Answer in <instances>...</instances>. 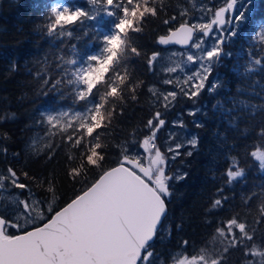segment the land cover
<instances>
[{"label":"trees","instance_id":"trees-1","mask_svg":"<svg viewBox=\"0 0 264 264\" xmlns=\"http://www.w3.org/2000/svg\"><path fill=\"white\" fill-rule=\"evenodd\" d=\"M192 2L157 0V7H163V10L155 18L148 17L141 32L129 35V44L138 47L142 55L130 56L126 68L121 70L129 72L134 83L143 82L137 90V100L133 102L130 96L123 101L108 97L104 102L99 99L106 91L103 84L97 86L96 94L88 100H78L82 85L72 73L75 67L84 64L89 54L102 50V36L114 29L113 18L102 15L95 22L69 26L63 36H48L45 25L49 22L53 5L90 7L86 0H0L1 175L7 174L8 167L16 170L18 175L28 171L42 179L55 174L59 194L66 193L65 199L70 197L72 183L64 175V162L67 156L78 157L82 149L69 145L66 137L76 135L73 130L81 119L76 114L86 116L97 102L105 103L102 113L106 131L101 132L104 144H120L131 152H141L140 144L149 134L146 122L156 111L162 112L166 120L155 141L160 149L164 148L165 137L173 129L170 122L178 117L187 133L197 138L196 147L185 145L180 149L181 155L169 162L170 174L186 175V178L171 183L168 215L153 241L156 264H175L177 258L195 254L205 246L218 252L226 241L219 237L213 239L215 229L222 220L234 215L256 230L254 243L264 246V223H257L260 206L264 203V170L259 169L258 162L247 155L253 146L264 144V140L256 135L257 129L264 125V110L259 108L264 104V89L260 87L264 84V71H245L257 67L250 63L249 53L264 57L259 41L252 35L264 27V0H255L254 23L246 24L240 34L224 46L226 52L232 53V58H225L223 66L215 69L210 78L213 80L219 76L223 86L212 94L205 90L195 104L178 90L174 106L165 110L159 90L172 85L161 82L163 74L157 72L156 64L154 70L149 71L147 57L153 52L164 51L156 43L159 35L167 31V26L162 23L164 19L173 15L179 17V13L185 10L188 14L184 19L188 22L196 19L198 10ZM69 31L72 33L70 36L67 34ZM70 60H76L77 65L67 63ZM48 77L53 80L63 78L64 82L55 89L45 88L42 80ZM69 77L73 83L67 82ZM149 87L153 92L148 91ZM232 98L236 99V104L232 103ZM240 100L249 106H241ZM251 105L257 106L255 112ZM193 108L202 110L196 116H189L187 110ZM57 112L67 115H59L55 126L48 125V114ZM194 121H199L201 126L196 127ZM88 142L89 138L85 137L82 143ZM169 143H175V139H170ZM49 144L54 145V151L58 153L51 161L45 155ZM5 148L6 153L3 151ZM188 151L193 154L188 156ZM237 154L245 175L229 184L223 173L229 166V158ZM116 155L117 149L113 147L109 160L115 159ZM31 186L35 197L43 200L42 189L37 184ZM220 188L222 193L217 192ZM13 195L21 200L28 194L5 182L0 192V215L12 218L14 209L10 207V197ZM223 196L227 197L223 208L212 209L213 200ZM62 203L63 200L53 201L49 197L44 207L51 205L55 208ZM183 240L191 242L187 253L182 252ZM248 259L252 258H245L241 250H232L228 264H248ZM254 259L259 262L261 258L257 256Z\"/></svg>","mask_w":264,"mask_h":264},{"label":"snow or ice","instance_id":"snow-or-ice-1","mask_svg":"<svg viewBox=\"0 0 264 264\" xmlns=\"http://www.w3.org/2000/svg\"><path fill=\"white\" fill-rule=\"evenodd\" d=\"M86 3L90 7L53 5L49 22L45 25L48 36H63L69 26L95 22L102 15L115 21L114 29L102 36V50L97 54H89L84 64L74 68L72 76L82 85L77 98L80 101L88 100L96 94L94 90L97 86L103 84L106 91L99 97L100 101L106 102L108 97L123 101L126 96H130L135 102L138 98L137 90L143 82L134 83L130 73L121 70L126 68L130 56L140 57L142 52L129 44V35L141 32L147 18L157 17L163 7H157V0H86ZM255 9V0H223L210 22L189 23L184 19L188 14L186 10L180 12L179 17L173 15L164 19L162 23L167 26V31L159 35L156 43L161 46H181L186 51L173 52L172 55L185 57V66H191L193 70L185 72L181 64L168 67L165 69L167 73H176L179 68L184 72V77H177L175 81L164 79L162 83L175 84L179 93L194 104L205 90L210 94L216 93L223 86L220 77L214 80L209 77L215 69L223 66L225 58H232V53L226 52L224 46L231 43L246 24L254 23ZM67 34L70 36L72 33L69 31ZM252 35L259 41L260 51L264 52V27ZM160 57L159 52H153L147 57L149 71L154 70ZM249 57L250 63L257 67L246 69L247 73L264 71V57L252 53H249ZM67 63L77 65L76 60ZM63 82V78L53 80L48 77L42 80L45 88L53 89ZM67 82L73 83L72 78L69 77ZM260 87L264 89V84ZM148 91L153 92V88L149 87ZM177 97L178 92L175 90L163 95L165 110L174 106ZM232 103L236 104L235 98H232ZM239 104L249 106L243 100ZM251 107L254 112L257 110L256 105ZM103 108L105 103L97 102L86 116L77 113L76 116L81 119L78 127L73 130L76 135L69 134L66 137L69 145L82 149L78 157L67 156L64 162V175L72 183L70 197L65 199L66 193L59 194L55 174L51 178L42 179L28 171L18 175L16 170L8 167L7 174L0 175V189L7 182L10 187L28 194L25 199L18 201L22 205L23 223L19 216L13 219L0 215V264H156L153 241L168 215L171 183L186 178V175H170L167 169L169 161H175L181 155L180 149L184 145L168 144L166 151L171 154L170 157L161 151L155 141L166 120L162 118V112L156 111L146 122L145 128L149 134L140 144V148L149 153L145 165L139 153L131 152L120 144L101 142V132L106 131ZM259 108L264 110V104ZM201 110L188 109L187 114L196 116ZM66 115L61 113V116ZM47 123L55 126L58 117L49 115ZM172 123L174 127H184L182 120ZM194 123L196 127L201 126L199 121ZM256 135L264 140V125L257 129ZM85 137L89 138L87 144L82 143ZM187 144L194 148L198 140L194 137ZM113 147L117 149V155L115 159L109 160ZM47 148L45 155L51 161L58 153L54 151V145L49 144ZM3 151L6 153L7 149ZM186 154L191 156L193 153L188 151ZM238 155L229 158V166L223 173L229 184L245 175ZM247 155L258 162L259 169L264 170V144L253 146ZM32 184L42 189L43 200L35 198ZM217 192L222 193L223 189H217ZM49 197L53 201L63 200L62 205L55 208L49 205L45 208V201ZM226 200V196L215 198L211 208H223ZM38 206L39 211L33 215ZM257 223H264V203L260 206ZM215 234L213 239L219 237L226 241L221 250L213 252L205 246L196 250L195 254L177 258L176 264H228L232 250H241L245 258H252L248 259V264H264V246L254 243L256 230L238 215L222 220ZM190 243L188 240L181 241L183 253L188 252ZM257 256L261 258L259 262L254 259Z\"/></svg>","mask_w":264,"mask_h":264},{"label":"rangeland","instance_id":"rangeland-1","mask_svg":"<svg viewBox=\"0 0 264 264\" xmlns=\"http://www.w3.org/2000/svg\"><path fill=\"white\" fill-rule=\"evenodd\" d=\"M57 3H59V1H57ZM192 4L198 10L197 17H196V19L194 21L210 22L211 19L213 18L214 11L218 7L222 6L223 0H211L210 2L204 1V0H193ZM209 8H211L212 11H206V9H209ZM197 34H198L197 36H199V33H197ZM189 50H191V49H189ZM185 51L186 50H179L178 48H175V47L164 49L163 53H161V57L156 62L157 72L163 74V76L161 78V82L164 79H173L175 81L177 77H180L181 79H183V77H184V72H181V70L179 68L177 69L176 73H172V74L167 73L165 71V69L168 68V67H174V66H176V64H181V66L184 67L185 72H191L193 70V67L185 66V64H184L185 57L180 56V55H175V56L172 55L173 52L181 53V52H185ZM192 51H195V50H192ZM210 78H211V76L209 77V79ZM155 86H156V88L158 90L159 89L158 86L157 85H155ZM170 90H175V91L178 92L179 88L176 87L175 84H173L170 87H166V88H163L162 90H159L161 92L163 106H164L163 95L166 94V92L170 91ZM49 115L58 117L59 115H61V113L60 112L50 113V114H48V116ZM173 121H180V118L178 117L176 119H173L170 122V125H173V123H172ZM159 131H158V133H159ZM170 137L172 139H175V143H181V144H183L185 146V145H188L187 141L192 139V138H194L195 136L191 135V134H188L187 133V128L185 126L183 128L174 127L173 126V129L169 131V135L167 137H165V144H164L165 146H164V148L161 149V151L164 152L169 157H170L171 154H168L167 151H166L167 145L168 144H173L174 145V143H169V141H170L169 138ZM138 153L144 158V163H145V165H147V163H148L147 156L149 155V153H145L143 150L141 152H138ZM152 155H154V152L152 153ZM10 200L12 201V204L9 203L11 205L10 207L12 209H14L12 218L15 219L17 216H19L21 223H23V219L24 218H23V215H22V205H19V203H18V201H19L18 196L17 195H13V196L10 197ZM38 211H39V206L33 211V215H35Z\"/></svg>","mask_w":264,"mask_h":264},{"label":"water","instance_id":"water-1","mask_svg":"<svg viewBox=\"0 0 264 264\" xmlns=\"http://www.w3.org/2000/svg\"><path fill=\"white\" fill-rule=\"evenodd\" d=\"M159 46H161V45H159ZM170 46H175V45L161 46V47H162V48H167V47H170ZM176 46H178V45H176ZM178 47L182 48L181 46H178ZM0 175H1V173H0ZM0 191H1V189H0ZM160 226H161V225H160Z\"/></svg>","mask_w":264,"mask_h":264},{"label":"bare ground","instance_id":"bare-ground-1","mask_svg":"<svg viewBox=\"0 0 264 264\" xmlns=\"http://www.w3.org/2000/svg\"><path fill=\"white\" fill-rule=\"evenodd\" d=\"M221 3V2H220ZM214 4V3H213ZM181 117V116H180ZM162 134H164V133H162ZM166 135V134H165ZM161 137V136H160ZM162 137H163V135H162ZM167 139V138H166ZM179 173V172H178Z\"/></svg>","mask_w":264,"mask_h":264},{"label":"flooded vegetation","instance_id":"flooded-vegetation-1","mask_svg":"<svg viewBox=\"0 0 264 264\" xmlns=\"http://www.w3.org/2000/svg\"><path fill=\"white\" fill-rule=\"evenodd\" d=\"M168 173H169V170L167 169ZM170 174V173H169Z\"/></svg>","mask_w":264,"mask_h":264}]
</instances>
